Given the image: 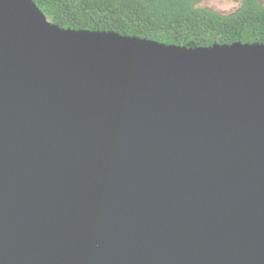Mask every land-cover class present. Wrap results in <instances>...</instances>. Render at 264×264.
I'll return each instance as SVG.
<instances>
[{"label": "water", "instance_id": "95a60500", "mask_svg": "<svg viewBox=\"0 0 264 264\" xmlns=\"http://www.w3.org/2000/svg\"><path fill=\"white\" fill-rule=\"evenodd\" d=\"M0 264H264V43L0 0Z\"/></svg>", "mask_w": 264, "mask_h": 264}, {"label": "trees", "instance_id": "16d2710c", "mask_svg": "<svg viewBox=\"0 0 264 264\" xmlns=\"http://www.w3.org/2000/svg\"><path fill=\"white\" fill-rule=\"evenodd\" d=\"M60 28L115 32L166 45L264 43V5L241 0L233 13L201 7L203 0H33Z\"/></svg>", "mask_w": 264, "mask_h": 264}, {"label": "rangeland", "instance_id": "374dc122", "mask_svg": "<svg viewBox=\"0 0 264 264\" xmlns=\"http://www.w3.org/2000/svg\"><path fill=\"white\" fill-rule=\"evenodd\" d=\"M258 1L264 5V0ZM240 2L241 0H203L201 7L226 15L235 12L240 7Z\"/></svg>", "mask_w": 264, "mask_h": 264}]
</instances>
